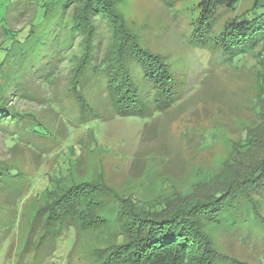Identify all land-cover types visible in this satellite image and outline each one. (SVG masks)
<instances>
[{
	"label": "rangeland",
	"instance_id": "obj_1",
	"mask_svg": "<svg viewBox=\"0 0 264 264\" xmlns=\"http://www.w3.org/2000/svg\"><path fill=\"white\" fill-rule=\"evenodd\" d=\"M198 1L116 0L117 12L141 46L163 55L179 78L180 98L167 110L121 116L100 94L91 96L92 91L87 94L88 118L79 122L70 117L71 124L55 106L58 81L49 79L39 93L47 98V107L32 106L53 130L58 132L62 124L63 133L41 137L45 141L37 142L43 146L33 145L34 150L0 134V160L25 178L15 205L4 213L9 223L4 227L7 233L0 235V264H101L98 252L110 254L135 236V220L129 214L165 204L172 210L207 197L217 201L215 193L232 179L243 178L264 157V97L252 58L239 60L240 54L218 64L188 45V22ZM251 2L239 0L224 18ZM258 48L264 52V43ZM68 110L70 116L75 114L74 106ZM77 185L106 191L94 198L95 225L78 230L57 227L56 239H43L39 245L40 237H34V247L25 250L30 218L59 188ZM255 209L264 217L263 199L256 201ZM231 210L219 216V223L194 217L201 237L209 238L220 253L264 264L259 218L251 208ZM235 220L238 225L229 228Z\"/></svg>",
	"mask_w": 264,
	"mask_h": 264
},
{
	"label": "trees",
	"instance_id": "obj_2",
	"mask_svg": "<svg viewBox=\"0 0 264 264\" xmlns=\"http://www.w3.org/2000/svg\"><path fill=\"white\" fill-rule=\"evenodd\" d=\"M238 1L199 0L188 22L187 42L192 49L205 51L209 62L224 64L240 54L239 60L251 57L264 97V52H258L264 43V0H252L248 8L224 18L227 11H235ZM0 12V134L9 142H25L34 150L35 145L43 146L41 137L63 133L62 124L58 132L53 130L32 106L47 107V98L39 93L49 79L58 81L55 106L71 124L70 117L79 122L88 118L87 94L92 91L91 96L100 94L121 116L167 110L180 98L179 78L163 55L141 46L117 12L116 0H0ZM22 103L30 105L19 107ZM70 106L75 107L72 116L66 111ZM23 180L15 166L0 160L2 236L9 223L5 210L15 205ZM102 193L104 188L93 186L59 188L30 218L25 250L34 247V237H40L39 245L58 237L57 227L78 230L95 225L94 198ZM214 196L217 201L207 197L172 210L165 204L129 214L135 220V236L110 254L98 252L101 264H248L215 249L209 238L201 237L193 218L219 223V216L231 208H251L264 239V217L255 209L257 200L264 201V157ZM231 224L229 228L238 225L236 220Z\"/></svg>",
	"mask_w": 264,
	"mask_h": 264
}]
</instances>
